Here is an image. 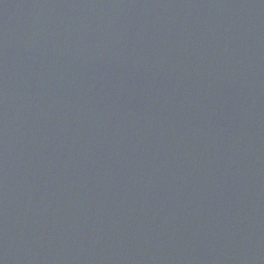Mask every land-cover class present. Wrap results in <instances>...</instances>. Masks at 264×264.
Segmentation results:
<instances>
[{
	"label": "water",
	"instance_id": "obj_1",
	"mask_svg": "<svg viewBox=\"0 0 264 264\" xmlns=\"http://www.w3.org/2000/svg\"><path fill=\"white\" fill-rule=\"evenodd\" d=\"M0 264H264V0H0Z\"/></svg>",
	"mask_w": 264,
	"mask_h": 264
}]
</instances>
